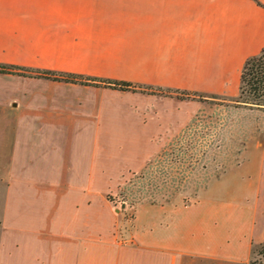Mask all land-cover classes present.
I'll list each match as a JSON object with an SVG mask.
<instances>
[{"label": "crops", "instance_id": "0c3cea01", "mask_svg": "<svg viewBox=\"0 0 264 264\" xmlns=\"http://www.w3.org/2000/svg\"><path fill=\"white\" fill-rule=\"evenodd\" d=\"M263 49L264 0H0V64L29 70H0V264H249L264 108L235 97ZM208 95L234 96L225 126ZM199 123L171 199L108 197Z\"/></svg>", "mask_w": 264, "mask_h": 264}, {"label": "rangeland", "instance_id": "374dc122", "mask_svg": "<svg viewBox=\"0 0 264 264\" xmlns=\"http://www.w3.org/2000/svg\"><path fill=\"white\" fill-rule=\"evenodd\" d=\"M208 96L207 99H203L206 103L205 112L212 113L215 116H221V120L224 123L223 126H225L229 121L230 113H226L224 108L233 105L232 98L234 96L221 95L219 98H211L210 95ZM238 96L235 98L238 99ZM247 97V94H244L243 99H247ZM215 102L222 104L221 110H219L220 106L213 104ZM216 120L221 121L220 117H217ZM211 122H214V120ZM195 127H197V130L185 132L182 134L183 136L181 135L168 149L162 152L158 157L160 158L159 161L151 169L148 168L141 173H130L123 188L114 193H109L112 198L111 200L116 205L126 209L122 204L126 203V206H132L140 200L171 199L174 188L179 187L182 176L184 173H187L190 166L201 153L198 140L204 133L202 132L200 123ZM126 216L130 220L126 223V228H131L132 218L134 216L133 208L129 212H126ZM254 257L260 258V255L255 252Z\"/></svg>", "mask_w": 264, "mask_h": 264}, {"label": "trees", "instance_id": "16d2710c", "mask_svg": "<svg viewBox=\"0 0 264 264\" xmlns=\"http://www.w3.org/2000/svg\"><path fill=\"white\" fill-rule=\"evenodd\" d=\"M0 70L19 71V72L29 71L28 69H23L12 65L11 66L2 65V64H0ZM39 74L45 76H52L56 78H63L67 80H73V81L92 82L99 85L119 87L122 89L146 90V88H144V86L142 85H137L124 80L97 79V78L83 79L81 76L76 77L74 75H64V74L58 75L46 70H40ZM152 91H156V90H152ZM157 92L172 93L173 91L170 89L169 90L159 89L157 90ZM177 94L186 97H191L193 96V94L196 93L191 91H182V93L177 92ZM244 94H247L248 96L247 99L245 98L243 99ZM236 102L240 104L245 103L251 106L264 108V49L260 53L247 59V61L245 62L241 74L240 94L238 96V99H236ZM108 197L112 199L110 194L108 195ZM255 252H257L260 255V258L254 257ZM249 264H264V241L254 244L252 257L249 261Z\"/></svg>", "mask_w": 264, "mask_h": 264}]
</instances>
